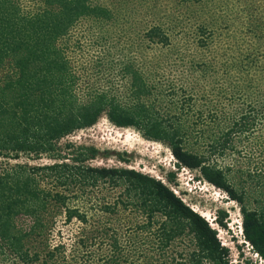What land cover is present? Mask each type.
Listing matches in <instances>:
<instances>
[{
    "label": "trees",
    "instance_id": "trees-1",
    "mask_svg": "<svg viewBox=\"0 0 264 264\" xmlns=\"http://www.w3.org/2000/svg\"><path fill=\"white\" fill-rule=\"evenodd\" d=\"M22 3L0 0V72L9 73L0 78V160L17 161L26 156L46 158L53 164L8 165L0 173V264H68L67 246L46 244L50 223L60 216L65 225L76 221L87 227L92 217L82 202H91L85 195L103 186L120 192L116 204L101 208L103 214L134 208L144 220L140 231L154 236L152 245L161 264H231L230 252L222 246L217 231L169 186L134 170L87 166L101 157L93 147H60L64 139L94 127L103 116L119 129H135L146 141L167 146L178 170L198 172L201 180L238 203L244 240L264 262V179H255L258 197L252 207L247 200L252 190L238 189L226 169L211 164L212 158L234 152L235 140L255 131L250 115H241L218 141L213 140L206 155L190 144L182 122L185 109L179 116L166 118L157 106L147 104L152 90L138 70L126 69L131 82L130 105L106 93L81 101L76 92L78 77L72 72L64 44L77 24L97 23L103 28L120 15L117 8L95 6L90 0H31L34 10L23 12ZM147 39L152 45H169L160 28L151 29ZM118 158L127 162L121 155ZM249 178L252 182L253 177ZM169 182L175 183L174 174L169 175ZM227 218L220 212L217 226L228 230ZM184 240L190 244L187 251L178 248ZM36 241L40 244L33 250ZM89 245L84 233L76 237L72 260L83 253L86 255L79 264H89ZM112 252H120L117 240ZM106 260L91 264H123L121 257ZM150 261L145 258L141 263Z\"/></svg>",
    "mask_w": 264,
    "mask_h": 264
},
{
    "label": "rangeland",
    "instance_id": "rangeland-1",
    "mask_svg": "<svg viewBox=\"0 0 264 264\" xmlns=\"http://www.w3.org/2000/svg\"><path fill=\"white\" fill-rule=\"evenodd\" d=\"M22 2L23 12L34 10L31 0ZM90 2L113 11L117 8L120 15L103 28L97 23L77 24L64 44L72 72L78 77L77 97L87 102L98 93H106L123 105H130L131 82L126 69L138 70L152 90L147 104L157 106L165 117L179 116L185 109L182 122L186 123L190 144L195 151L206 155L213 140L218 141L241 115H250L255 131L235 140V151H228L222 158H212L211 164L226 169L238 189L252 190L247 200L253 207L258 197L255 179H264V0ZM255 27L260 30L256 31ZM154 28L166 34L168 46L149 42L147 33ZM8 74L0 72V78ZM69 144L93 147L100 152L101 157L88 163L89 167L134 170L169 186L217 231L222 246L230 252L231 264H264L244 240L240 205L201 180L198 172L178 170L167 146L146 141L135 129H119L106 116L94 127L64 139L60 147ZM119 155L127 162L119 160ZM17 164L47 166L53 162L26 156L17 161L2 159L0 173L8 165ZM229 168L233 169L227 172ZM170 174L175 175L174 184L169 182ZM249 176L253 177L252 182ZM119 193L104 186L88 192L85 199L91 202L83 200L82 204L92 217L89 225L82 228L75 221L68 226L63 217L59 216L57 222L55 217L46 244L67 246L71 259L67 263L79 264L86 254L72 260L71 247L76 237L84 233L90 241L89 264L98 259L106 262L111 256L121 257L123 264H140L145 258L151 259L150 264H161L152 245L154 236L140 231L144 220L134 208L103 214L101 208L116 204ZM222 211L228 215L225 222L228 230L217 226ZM116 240L120 252L114 255ZM39 244L34 242L33 250ZM178 246L179 250L187 251L190 244L184 240Z\"/></svg>",
    "mask_w": 264,
    "mask_h": 264
},
{
    "label": "bare ground",
    "instance_id": "bare-ground-1",
    "mask_svg": "<svg viewBox=\"0 0 264 264\" xmlns=\"http://www.w3.org/2000/svg\"><path fill=\"white\" fill-rule=\"evenodd\" d=\"M248 245V244H247ZM249 246V245H248Z\"/></svg>",
    "mask_w": 264,
    "mask_h": 264
}]
</instances>
